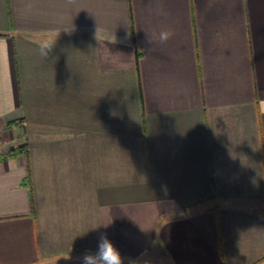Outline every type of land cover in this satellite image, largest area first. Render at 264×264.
<instances>
[{"label":"crops","instance_id":"crops-1","mask_svg":"<svg viewBox=\"0 0 264 264\" xmlns=\"http://www.w3.org/2000/svg\"><path fill=\"white\" fill-rule=\"evenodd\" d=\"M101 234L264 264V0H0V264Z\"/></svg>","mask_w":264,"mask_h":264},{"label":"clouds","instance_id":"clouds-1","mask_svg":"<svg viewBox=\"0 0 264 264\" xmlns=\"http://www.w3.org/2000/svg\"><path fill=\"white\" fill-rule=\"evenodd\" d=\"M174 32L171 30L161 31L158 37L159 42H167ZM152 43V40H150ZM81 264H123V259L119 250L114 246V244L108 239L105 234H101L98 237L96 250L93 252L91 250H86L80 257Z\"/></svg>","mask_w":264,"mask_h":264}]
</instances>
